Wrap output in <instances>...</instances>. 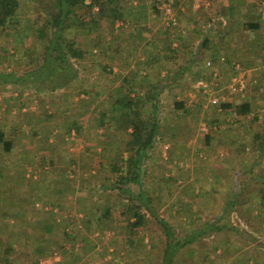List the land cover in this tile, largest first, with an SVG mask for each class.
I'll return each mask as SVG.
<instances>
[{
  "label": "crops",
  "instance_id": "obj_1",
  "mask_svg": "<svg viewBox=\"0 0 264 264\" xmlns=\"http://www.w3.org/2000/svg\"><path fill=\"white\" fill-rule=\"evenodd\" d=\"M20 1L23 7L24 2ZM194 2L180 0L175 11L176 27L164 26L160 20L164 19L159 18V23L162 22L158 29L160 37L155 41L147 38L155 45L156 52H147L140 62H146L148 54H153V59L158 58L160 68L156 77L159 81L169 76L175 81L182 79L181 82L189 77L194 78L195 89L191 94H209V97L215 94L224 103H251L252 116L258 115L257 121H252L250 116L237 117L233 111L209 105L203 117L223 129L208 132L211 135L209 145L205 144L204 134L197 136L199 149L202 144L201 151L205 152L208 163L187 169L194 180L192 184L199 188L198 192L193 193L197 200L193 199L195 204L207 207L216 204L213 193L222 186L220 191L224 194H220L219 202L225 206L230 198L229 193L237 187L236 182L239 185L238 182L248 181L247 177L252 176L257 178L256 188L264 183V151L260 150L261 146L264 147V16L261 14V0H210V5L202 8L192 6ZM32 9V6L25 7V17L20 13L21 30L25 29V18L32 14ZM153 17L150 16L148 27ZM169 29L171 32L167 33ZM15 35L14 32L0 30V51L18 53L14 47L17 43ZM169 48L178 52L174 55ZM138 61L132 59L128 66L118 63V68H114V72H118V82L111 89L102 84L96 86L91 94V88H83V92L76 96L75 105L81 109L73 122L71 118L65 123L55 118L46 104L50 101L47 95L34 94V97L42 96L47 101L41 103L45 114L40 117V106H37L36 112L24 113L23 108L27 106L25 98L18 99L17 96L22 89L9 91L0 87L3 90L0 94V116L3 115L10 122L8 125L2 118L0 124L5 127L2 131L6 140L13 144L11 153H0V264H85L91 252L93 257L102 254L103 244H99L101 240L89 234L84 227V217L86 214H91L92 218L100 217L108 208L112 209L114 218L115 214L119 218L124 213L123 201L116 193H103L101 187L114 182L112 166L120 164L121 159L127 156L126 144L130 138L129 134L118 132L111 122L104 123L101 115L111 113L113 102L123 92L121 86L124 79L138 69ZM123 67L127 68L124 73ZM155 71L157 64H150L138 76L144 74L143 78H146ZM226 72L229 83L223 81ZM199 77L204 78L200 80H204L205 88L198 85ZM237 78L246 81L248 93L230 91ZM174 82L171 85L166 83V88H180L178 82ZM136 85L133 83L132 88ZM166 88L163 89L164 93ZM143 89L147 90L148 85L144 83ZM206 99L211 103V97ZM106 103L110 105L107 107ZM99 105L103 106L101 112ZM92 117L97 118L92 123L94 125H91ZM75 124L78 129L73 127ZM192 124L189 121L188 127ZM181 132L175 130V139H180L178 136ZM60 137H64L66 145L62 146ZM57 138V148L61 149L55 150ZM185 148L180 147V150ZM176 153L171 157L175 158ZM152 158L144 166V188H152L151 180L156 176L153 171L156 170V166L153 167L156 155L153 154ZM158 167L161 168L162 164H158ZM236 173H239L238 181L228 178L229 175L236 177ZM38 174L40 177L36 176ZM221 175L225 181L219 187L216 182H219ZM157 189L160 195L165 186L159 185ZM202 189L208 190V193L197 197ZM132 190L139 193V187L135 185ZM255 216L251 214L250 217L253 219ZM58 219L62 220V224L57 223ZM241 229V238L257 237L260 240L258 245L264 248L262 232L258 234L248 225ZM83 239L89 242L83 244ZM7 249H12V256H5ZM54 256L55 259L61 257L55 260Z\"/></svg>",
  "mask_w": 264,
  "mask_h": 264
},
{
  "label": "trees",
  "instance_id": "obj_2",
  "mask_svg": "<svg viewBox=\"0 0 264 264\" xmlns=\"http://www.w3.org/2000/svg\"><path fill=\"white\" fill-rule=\"evenodd\" d=\"M45 2L47 5L39 1L38 6L41 4V7L35 20L26 18L25 29L21 30V1L0 0V30L17 35L15 41L18 45L15 43L14 47L19 52L13 70H0V87L5 90H35L49 98L61 96L63 92L69 96L81 93L83 89L77 86L80 63L84 64L99 54L107 60L108 65L104 69H113L114 63L123 59L118 41L112 38L125 25L131 27L128 36L137 47L149 45L153 48L154 44L147 41L145 36L152 32L147 23L152 15L162 16L157 7L159 0ZM179 5L180 0H174V7L178 8ZM106 24L111 31L108 37L103 34ZM132 27H135L134 30ZM166 32H171V29ZM78 33L83 34L84 42H79L76 37ZM177 41L180 42V38ZM169 50L174 55L178 52L177 49ZM147 52L145 48L143 55H147ZM148 55L147 61L137 63L138 69L124 79L121 86L123 92L113 102L111 113L101 115L104 123L111 122L118 132L129 134L130 138L126 144L127 156L121 159L120 164L112 166L114 182L101 187V192L109 195L116 193L123 201L124 213L121 217L124 221L114 218L112 209L108 208L97 218L86 214L84 227L89 234L96 233L101 237L124 228L128 236L124 238L123 251L126 255H135L139 264H264V248L258 245L260 240L257 237L241 238V227L244 225L251 226L258 234H264V183L256 188L257 178L247 177L248 181H240L239 185L236 182L237 187L229 193L228 203L219 211L220 185L225 181L221 175L219 182H216L220 188L216 186L213 193L216 204L207 207L195 204L193 200V204L185 203L181 209L189 210L191 215L184 216L186 213L180 209L175 224L160 213L162 196L159 192L154 188H144V166L153 159L161 135L162 92L167 87L166 83L170 85L172 80L175 81L171 76L166 77L159 86L156 79L146 77L133 89L135 77L140 75L142 69L150 64H157V68H160L158 58L153 59V54ZM144 83L148 85L147 90L143 89ZM173 107L176 114L187 117L192 114V107L187 101L175 100ZM219 107L224 111H233L237 117L250 116L252 121L258 120V115L252 116L250 102L234 104L221 101ZM73 127L78 129L76 124ZM210 136L208 132L205 133V144L209 145ZM58 138L55 150L61 149L57 148ZM60 138L61 143L66 145L64 137ZM12 149V142L6 140L5 133L0 130V151L9 154ZM260 150L264 151V147L261 146ZM235 175L237 177L229 175L228 178L238 181L239 173ZM133 185L139 187L138 194L133 192ZM207 193L202 189L197 197ZM251 214H255V218L251 219ZM234 216L240 222L231 221ZM148 236L151 240L146 242ZM12 253V249H7L5 256H12ZM116 255L119 258L116 264H120L119 252ZM127 264L133 263L127 261Z\"/></svg>",
  "mask_w": 264,
  "mask_h": 264
},
{
  "label": "rangeland",
  "instance_id": "obj_3",
  "mask_svg": "<svg viewBox=\"0 0 264 264\" xmlns=\"http://www.w3.org/2000/svg\"><path fill=\"white\" fill-rule=\"evenodd\" d=\"M39 1H41L43 4L47 5V2H45L46 0H34V2H29V0H23L24 5L20 10V13H22L21 15H27L25 13V7L29 8L32 6V11H31V15H29L27 17L31 18L32 20H35L36 16L38 15V12L40 10V7L38 6ZM200 0H195L194 3H192V6H196V4L199 2ZM210 1V0H209ZM29 3H31L29 5ZM158 7V5H157ZM202 7H206V5L202 4ZM201 7V8H202ZM159 16L154 15V17L151 19L153 22L150 25L149 24V29H151V33L147 34L145 36H147L146 38L148 39H152L153 41H155L156 39H158L160 36L158 29H160L161 23H164V26L166 25L165 22L160 19L162 22L159 23ZM26 19V18H25ZM104 29V35L106 37L109 36V34L111 33L109 25L106 24ZM131 27H128L127 25L124 26V29L122 31H120L117 35H115L112 39L113 41H118V47L120 50V55L122 57L123 60L119 61V63H123V65H129L128 62L132 59L136 60L138 59V63L141 61L140 59L144 56V52H145V48H147V51L153 52L155 53L156 48L155 45L152 47H149V45H141L139 47L136 46V44L134 43V41L132 40L131 37L128 36V32L129 29ZM135 27H132V30H134ZM138 29V28H137ZM77 39L79 40L80 43L84 42V36L82 33H78L76 34ZM165 37V36H163ZM130 40V41H129ZM13 48V46H12ZM14 50V49H13ZM24 50V49H23ZM15 51V50H14ZM17 54L19 55V52L17 53L15 51V53H11L10 50L6 51V50H1L0 51V70L4 69L7 71H11L15 68L16 65V59L18 58ZM133 57V58H132ZM141 63V62H140ZM107 60H105L101 55L97 54V56H95L93 59H89L86 61V63H80L79 65V74H78V83L79 85H77L80 89L83 88H91V94L94 93L93 91L96 89V86H100L102 84H104L105 88H109L111 89L113 87L114 84H116L117 81V73L118 72H114V68H118V63H114L113 69L108 68L107 70L104 69L105 66H107ZM78 66V65H77ZM124 71L127 70V68L123 67ZM119 71V70H118ZM173 72V71H171ZM158 73V68L157 71L152 72L151 76H149V78H154L157 80L158 85L160 86L162 83V79H159L156 77V74ZM144 74H142V76H137L135 77V83H143L145 80L143 78ZM94 77V78H92ZM228 73H225V79H223V81L228 82ZM87 78L89 79V81L87 80ZM170 78V76H169ZM227 78V79H226ZM121 79V78H120ZM200 79H204L203 77H199L198 81ZM180 80V79H179ZM182 80V79H181ZM180 81H175L174 83L178 82L177 85L180 86V88L176 89L178 91L174 90V87H170V88H166V92L162 94V101H163V112L161 113V119H162V128H161V135L159 138V143H158V147H156V151L154 152V154L156 155V160L153 161L154 162V166H156V170H153L154 173H156V176L152 177L151 180V184L152 188H154V191H159L158 186L162 185L163 187L165 186V189L160 191V195L162 196L161 200H162V208L160 210V213L163 214V216L165 217L166 220L170 221L172 224H175L178 220H177V215L179 212V210L181 208H183V204L185 203H192L193 204V193L194 192H198V187L194 184H192L194 180H192V175L189 173V171H187V169H190V167L196 166L197 164H205L207 165L208 160L206 161L205 159V152L203 153L201 150L203 148V145L200 144L201 148L199 149V142L196 139L197 136H200L202 134H204L205 137V133L206 132H217L222 128V126H217L214 123H211L210 121L207 122V119L205 117H203V112L207 110V108H209V105H213L211 103H209V101L206 99L210 98L209 94L207 96L204 95H199V94H191L190 92L192 90L195 89L194 87V78L189 79H183V82ZM174 80H172L171 82H173ZM194 81V82H193ZM197 81V82H198ZM229 83V82H228ZM171 85V84H170ZM193 86V87H192ZM189 90V93L186 91ZM29 91V90H28ZM27 90H24L19 93H17L18 99H20V97L22 99H24V103H27V106H25V108L28 109V112H24V113H29V112H36L37 111V106H40L39 110V114H41L40 117H44L45 114V109L42 107L41 103L43 102H47L44 100V98L35 95L36 94L35 90H31L33 91V93L30 91L28 92ZM1 92H3V90L0 89V94ZM248 93V88L245 91V94ZM61 96L55 97V98H49L48 99L50 101H48L46 104L49 105V107L51 108L52 113L54 114L55 118L58 119L59 121L62 122H66L67 119L72 120V122L74 120L77 119V114H78V110H80L81 108L78 109V106L75 105V100H76V96L75 95H70L66 92H63L60 94ZM15 96V97H17ZM205 98V99H204ZM39 99V100H38ZM47 99V100H48ZM87 100V99H86ZM175 100L178 101H187L189 105H192V114L190 116H184V115H179L174 113V107H173V103ZM40 102V103H39ZM74 102V103H73ZM15 103V101H14ZM12 103L9 105H12L13 107L15 106V104ZM39 104V105H38ZM80 103H78L79 105ZM108 105H110V103H106V106L108 107ZM29 106V108H28ZM216 106V105H214ZM103 106L99 105V109L101 112V108ZM218 107V106H217ZM67 108V109H66ZM73 108V109H71ZM104 110H107L106 107H104ZM212 110V109H211ZM66 112H68L67 114H65ZM38 114V115H39ZM12 115H10L11 117ZM28 116V115H27ZM11 120H14L13 118H10ZM46 117V115H45ZM94 117H95V112H94ZM94 117H92L93 119L91 120V125L94 120H96ZM232 117V116H231ZM236 117V116H235ZM5 120V123L8 122L9 120L6 117H3V115L0 116V120L1 119ZM205 118V119H204ZM3 120V121H4ZM206 120V121H205ZM190 122H193V124L191 126L188 127V124ZM201 122H204L203 124H201ZM10 122H8L9 125ZM3 124H0V130H3L2 126ZM193 126V127H192ZM216 126V127H215ZM200 127V128H199ZM5 128V127H4ZM181 132V134L178 136L180 139H175L176 135H173V133H175V130H178ZM217 129V130H216ZM106 132V129L104 130ZM161 139V140H160ZM188 139V140H187ZM187 141V142H185ZM77 143V142H76ZM171 143V144H170ZM188 143V144H187ZM63 146L65 145L64 143H62ZM175 147H173V146ZM173 150H172V147ZM184 146H186L187 148H185V150H180V147L183 148ZM168 147V148H165ZM185 151V152H183ZM170 152V153H169ZM178 154H177V153ZM1 153V151H0ZM174 153H176L177 155L171 157V155H173ZM190 154V156H185L184 154ZM180 155V156H179ZM177 157V158H176ZM156 162V163H155ZM158 164H162V167L159 168ZM188 166V167H186ZM204 166V165H203ZM160 175V176H158ZM37 177L39 176L36 175ZM40 177V176H39ZM181 177V178H178ZM237 177V176H236ZM205 182V181H204ZM207 182V181H206ZM205 182V185H208V183ZM197 183V182H196ZM193 186V188H192ZM151 189V188H149ZM193 189V190H192ZM208 191V190H207ZM221 194L223 195L224 193L221 192ZM196 200V199H195ZM191 201V202H190ZM197 201V200H196ZM199 202V201H198ZM223 206L220 205V210L222 211ZM182 210V209H181ZM185 211V212H184ZM182 210L183 213H186L184 216H190L191 213L190 211H186ZM115 217L117 220L119 221H124V219L122 217L117 216V214H115ZM232 217V216H231ZM214 219V218H213ZM235 221V222H240L238 220L237 217H233L231 218V221ZM58 223V222H57ZM62 224V223H59ZM123 227V226H121ZM124 228H119V229H115L113 231H111L109 234H107L106 237H101L98 234H94L93 236L96 239L101 240L99 244H103V251L101 252L102 254H98L96 257H93L94 255L89 254V257L87 258V261L85 262V264H101L104 262L105 263H109L112 264L111 262H115L114 264L117 263V260H119V258H116L117 255L116 253L119 252V257L121 259V261L119 262L120 264H127V261L132 262L133 264H139L137 262V259L135 257V255L132 254H128L126 255L123 251L124 249V238H119V234L121 235H125L126 230L124 229V231H120ZM110 234L112 235L111 237ZM151 240V237L148 236L146 239V242H149ZM89 241L85 240L83 241L84 243H88ZM61 256L56 257L59 258ZM55 259V256H54ZM55 259V260H56Z\"/></svg>",
  "mask_w": 264,
  "mask_h": 264
},
{
  "label": "built area",
  "instance_id": "obj_4",
  "mask_svg": "<svg viewBox=\"0 0 264 264\" xmlns=\"http://www.w3.org/2000/svg\"><path fill=\"white\" fill-rule=\"evenodd\" d=\"M160 4H158V9L162 12V18L164 19L165 22V26L172 28V27H176L178 25L177 23V18L175 15V11L176 8L174 7V0H170L168 2L164 1V0H159ZM202 4L209 6L210 5V1L209 0H200L197 4L196 7L197 8H201ZM261 14L264 16V0H261ZM198 85L202 88H205V83L204 80H199L198 81ZM247 89V84L246 81L244 79H239L237 78L234 83L230 86V91L231 92H240V93H245ZM211 104L216 105V106H220L221 104V100L219 97H217V95H212L211 96ZM29 108V106H28ZM24 112H28L27 108H23ZM168 148V147H165ZM58 223H61L62 220L58 219L57 220Z\"/></svg>",
  "mask_w": 264,
  "mask_h": 264
}]
</instances>
